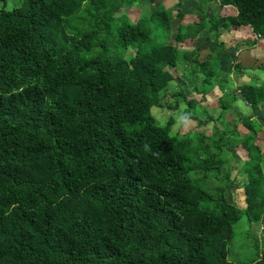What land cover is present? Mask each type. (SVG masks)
Segmentation results:
<instances>
[{"label": "trees", "instance_id": "16d2710c", "mask_svg": "<svg viewBox=\"0 0 264 264\" xmlns=\"http://www.w3.org/2000/svg\"><path fill=\"white\" fill-rule=\"evenodd\" d=\"M182 2L176 31L173 11L132 22L135 0H22L0 10V264H235L234 227L245 217L264 220L255 144L264 131L256 115L264 81L226 91L221 37L248 26L264 39V0H220L237 10L220 17L211 0H199L188 22ZM202 33L207 60L203 49L184 54L192 90L204 101L218 87L224 111L238 100L252 111L240 123L246 132L236 125L235 140L221 137L216 149L213 140L174 134V117L159 125L152 115L184 102L187 120L216 121L195 112L207 107L184 89L170 92L181 45ZM224 145L237 160L240 145L248 152L246 208L226 198L234 181L218 158Z\"/></svg>", "mask_w": 264, "mask_h": 264}, {"label": "rangeland", "instance_id": "374dc122", "mask_svg": "<svg viewBox=\"0 0 264 264\" xmlns=\"http://www.w3.org/2000/svg\"><path fill=\"white\" fill-rule=\"evenodd\" d=\"M139 3L137 4V11L139 12L140 9L144 12H141V15H146L147 17H151L152 15H156L157 12L166 11L170 12L172 11V7L177 4V0H171L168 1L167 5H165L163 2L165 0H157L152 4V6H158L159 4H164L163 7H152L149 5L148 8H146V4L149 2V0H137ZM194 0H188V2H193ZM199 1V0H195ZM217 1V5H219L218 1L220 0H211L210 4ZM6 2V6H4V3ZM22 0H4L3 2H0V10L6 9L8 11H13L15 8L21 6ZM150 3V2H149ZM151 4V3H150ZM169 4V5H168ZM209 4V5H210ZM133 9L132 12L128 10L127 16L130 18L133 17L132 13H135L134 19L138 18L140 14H137L136 9ZM195 7L192 4H186V7L184 8V12L188 15H191L194 13ZM144 9V10H143ZM225 14H229L232 12L233 8L229 7L225 9ZM175 13V12H174ZM175 18L172 22V28L174 31H176L179 20L177 19V13L174 14ZM222 16H225L224 13ZM220 17V16H219ZM230 31V30H229ZM205 35V36H204ZM200 36V42L196 46L200 48H204L208 44V34H204ZM175 36V32L173 37ZM202 39V40H201ZM223 41V40H222ZM189 46H187L188 48ZM195 47V46H194ZM187 51H181V54L184 55ZM202 60L206 59V52L202 53ZM180 64H183V60L179 62ZM264 64V62H261ZM264 67V66H263ZM173 73L176 75L178 80L171 84L170 92L176 93L179 92L181 89H184L187 94L188 100H196L197 102H200L202 106H206V111H200L196 108L195 112H197L203 119L206 116L207 112L209 115L214 117L216 121L213 123L208 124L207 126H198L197 122L194 120H187L185 117V109L187 105L184 102H181V108L180 110L176 112L169 111L168 109H159L157 107H154L152 109V115L156 119L157 123L159 125H164L168 122V120L171 117H174L176 120V123L173 128L174 134H179L181 136H190L194 139V141L199 144V139L205 138L203 141V144L208 145L210 140L211 141V148L216 149L218 144H216L215 141L223 138L222 144H225L227 141L226 139H229L231 141H234L235 139L232 136V132L236 125L239 124V129L241 132L245 133L246 130L244 127L240 124L243 119H247V115L250 114L249 110L242 104L239 103L234 107V110H227L224 111L219 104H217L214 99V96H220L221 91L218 89V87L212 92L211 94H208V97L204 101H202L203 97L194 93L192 90L193 88V82L192 77H190L191 70L188 71L187 75L183 71H176L174 69ZM186 71V70H184ZM180 80V81H179ZM242 83V82H241ZM232 84V85H231ZM233 89H235V85L233 83H230L226 87V91L231 92ZM172 102L173 100H169ZM173 103V102H172ZM198 110V111H197ZM224 134H226L224 136ZM263 134V135H262ZM256 146L260 148L262 152L263 157V168H264V131L261 133V135L258 136L256 142ZM229 145H224L223 150L218 158L227 160L229 166L224 167V173H228L231 177V180L234 181L236 184H230L229 188L227 189L225 195L228 200V202L236 207L239 208H246L247 204L245 201V192L243 189V186L245 184L246 177L244 176L245 172L243 170L244 164L249 161V156L247 150L243 146H239L237 149V154L239 156L240 160H237L231 153V151L228 149ZM202 187H204V184L200 183ZM220 185V182H216L210 185V189L214 191L215 187ZM228 252H229V260L232 263L235 264H255L258 263L263 259L264 255V220L260 222H251L247 217H245L240 223H238L234 227V233L231 241L228 244Z\"/></svg>", "mask_w": 264, "mask_h": 264}, {"label": "crops", "instance_id": "0c3cea01", "mask_svg": "<svg viewBox=\"0 0 264 264\" xmlns=\"http://www.w3.org/2000/svg\"><path fill=\"white\" fill-rule=\"evenodd\" d=\"M155 1H157V0H155ZM168 1H171V0H165V2H163V3L165 5H167V3H169ZM177 1H178L177 2V4H178L180 0H177ZM182 1L183 2H182L180 10L183 14L187 15L184 12V8L186 7V4H189V5L192 4L194 6L196 1L195 0L193 2H188V0H182ZM149 2L146 4V6H147L146 8H148L149 5L152 6V4H154V2H152L151 0H149ZM138 3L139 2L137 0H135L134 6L132 8H130L129 11L132 12V10L137 6ZM218 3H219V5H217V1H215L209 5L210 11L214 17L222 16L223 13L225 15V12H226L225 9L229 8V7L221 5L220 1H218ZM164 4H162V5L159 4L158 6L156 5V6H152V7H160L161 8V7H163ZM177 4H175L172 7L171 10L173 12H175V7ZM137 9H136V11H137ZM194 9H195L194 13L186 16V19H187V17L191 18V20L187 19V22L188 21H194L196 19L197 10H196V8H194ZM141 12H144V11H142L140 9L139 12L137 11V14L139 13L141 16ZM132 14H133L132 15L133 17H131V21L134 22L136 20V18L134 19L135 13H132ZM230 15L236 16L237 10L235 8H233ZM204 34L205 33H202L200 36H202ZM200 36L194 41H189V42L182 44L180 49H181V51L185 50L187 52L188 51H194L196 49H203L202 53H205V52L207 53L206 59H205V60H207V57L210 54L209 50L204 49V48H206L207 45L204 48H200V47L196 48V46L200 42V39H199ZM208 41H209V36H208ZM221 41L225 44L226 49L228 51V56L221 62V69L225 72L230 73L229 84L233 83V85H235V89H236L240 86L260 84L261 82L264 81V67H263L264 64L261 63V62H264V39L260 38L256 33H254L252 28H250L248 26H242L238 29H231L230 31H225L221 37ZM187 46H189V47L187 48ZM180 57L184 62V55L181 54ZM202 57L203 56H201V58ZM205 60H202V61H205ZM233 64L241 65L243 67V71L242 72H235V70L232 71L233 67H234ZM175 70L176 71H183L187 75L188 71L191 69L187 68V66L185 65V62H184L183 64L179 63L177 69H175ZM184 70H186V71H184ZM190 72H192V70ZM192 75H193V73H191L190 77H192ZM222 96H223L222 92H221L220 96H216V95L214 96V99H216L215 102L217 104H219V100ZM239 103H242L250 111L249 112L250 114L247 115V117H250L252 114V111H251L250 107L247 106V104L244 103L242 100H238V101L234 102L228 110L229 111L234 110V107L236 105H238ZM256 115L257 116H264V107H261Z\"/></svg>", "mask_w": 264, "mask_h": 264}, {"label": "clouds", "instance_id": "9594fccd", "mask_svg": "<svg viewBox=\"0 0 264 264\" xmlns=\"http://www.w3.org/2000/svg\"><path fill=\"white\" fill-rule=\"evenodd\" d=\"M149 146L148 145H145V149L148 150Z\"/></svg>", "mask_w": 264, "mask_h": 264}]
</instances>
